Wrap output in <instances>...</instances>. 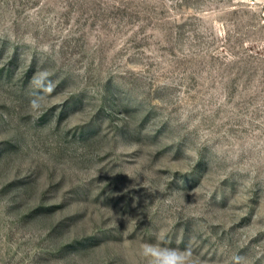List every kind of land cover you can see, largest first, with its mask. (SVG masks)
<instances>
[{
    "label": "rangeland",
    "instance_id": "374dc122",
    "mask_svg": "<svg viewBox=\"0 0 264 264\" xmlns=\"http://www.w3.org/2000/svg\"><path fill=\"white\" fill-rule=\"evenodd\" d=\"M264 264V0H0V264Z\"/></svg>",
    "mask_w": 264,
    "mask_h": 264
},
{
    "label": "clouds",
    "instance_id": "9594fccd",
    "mask_svg": "<svg viewBox=\"0 0 264 264\" xmlns=\"http://www.w3.org/2000/svg\"><path fill=\"white\" fill-rule=\"evenodd\" d=\"M167 255H164L161 261L162 252L154 245H145L143 255L150 259V264H191L190 250L178 251L176 249H167Z\"/></svg>",
    "mask_w": 264,
    "mask_h": 264
}]
</instances>
